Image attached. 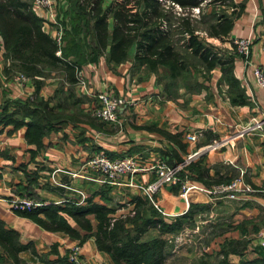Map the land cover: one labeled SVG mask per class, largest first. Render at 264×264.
Returning a JSON list of instances; mask_svg holds the SVG:
<instances>
[{
  "label": "crops",
  "instance_id": "crops-1",
  "mask_svg": "<svg viewBox=\"0 0 264 264\" xmlns=\"http://www.w3.org/2000/svg\"><path fill=\"white\" fill-rule=\"evenodd\" d=\"M229 1L234 6L242 5V12L232 18L231 29L225 38L208 37L202 29L197 34L218 49L221 59L231 60L230 74L242 104L231 101L235 92L222 79L219 68L209 71L205 77L195 76L196 90L187 91L175 86L166 93L159 81L165 74L162 68H157L154 73L144 67H135L133 48L126 60L117 64L109 62L106 50L97 52L90 36L85 40L80 36L64 40L61 44L69 59L77 62L83 88L72 86V95L67 97L65 78L53 72L50 78L43 80L35 95L26 78L15 80L18 77L15 74L5 79L2 71L7 61L0 47V111L6 101L32 100L34 97L43 101L51 99L49 106L58 102L68 104L61 111L68 120L45 134L37 145L27 143L24 126L0 123V233L14 236L9 251L0 245V264H65L67 248L77 243L65 232L53 230L55 222L48 221L41 211L21 214L12 211L5 200L31 194L36 202L43 204L41 208H58L56 216L82 235L84 232L62 210L66 205L74 208L99 205L111 210L110 216L126 212L132 198H145L139 188L157 180L162 173L160 167L172 168L186 155L214 141L221 145L215 150H201L191 164L177 173V177L204 190L238 179L237 186L248 187L251 192L228 200L209 197L199 190L181 196L177 185H161L153 196L152 207L165 218L182 215L190 205L208 207V218L229 227L219 232L217 244L225 239L244 240L247 242L244 257L247 260L256 257V237L264 230V138L257 133L233 137L238 127L251 118L264 115V91L253 85L251 67L243 66L230 51L229 41L249 37V60L264 72L261 16L264 0ZM53 3L57 6L56 0ZM204 10L211 11L209 6ZM225 12L229 14L231 9L225 7ZM55 16L63 29L69 27L68 19H61L58 8ZM42 30L51 38L52 26L44 25ZM60 85L62 95L52 99ZM98 93L129 99L135 104L120 109L115 123L101 122L91 116ZM190 135H196L193 142L187 140ZM95 155H103L109 160L130 158L145 170L121 177L116 185L103 184L85 165ZM130 182L131 186H126ZM212 212L216 214L211 216ZM86 219L93 230V216H86ZM202 223L210 224V221ZM79 244L85 264H113L106 253L96 249L92 236ZM227 261L236 264L239 258L229 254ZM164 264L172 263L166 260Z\"/></svg>",
  "mask_w": 264,
  "mask_h": 264
},
{
  "label": "trees",
  "instance_id": "trees-1",
  "mask_svg": "<svg viewBox=\"0 0 264 264\" xmlns=\"http://www.w3.org/2000/svg\"><path fill=\"white\" fill-rule=\"evenodd\" d=\"M56 3L55 13L58 8L61 19L69 21L61 44L64 40L79 36L85 40L90 36L94 49L97 52L106 50L108 61L114 64L126 60L133 48L135 67H144L154 73L157 68L165 71L161 88L166 93L175 86L187 91L196 90L195 76L205 77L209 71L219 68L222 79L235 92L231 101L243 103L234 89L231 60L221 59L215 47L197 34L202 29L208 37L225 38L231 29L232 18L242 12V5L234 6L229 0H56ZM208 6L211 11L203 13ZM225 7L231 9L229 14H226ZM194 9L197 10L196 18L192 14ZM261 16L264 24V11ZM0 47L7 61L2 71L5 79L15 74L23 75L36 95L43 80L50 78L51 73L62 74L66 80L67 97H71L72 86L76 85L77 62L69 59L62 45L60 56L54 55L55 43L43 32L41 20L32 12L29 0H0ZM61 89V85L55 89L52 99L60 98ZM50 101L38 97L6 101L1 106L0 123L24 126L27 143L37 145L45 134L68 120L67 116L61 115L66 105L58 102L49 106ZM130 206L131 217L127 215L129 212L110 216L112 211L99 205L90 204L86 208L66 205L62 210L84 232L82 235L56 216V207H40L21 214L41 211L48 221L55 222L53 230L65 232L78 245L92 236L96 249L106 253L113 264H163L168 245L162 236L180 231L192 222L194 215L208 209L190 205L185 213L171 220L160 218L145 198H132ZM89 215L95 221L93 230L86 219ZM150 231H156L158 236L144 239ZM13 241L11 234L0 233V245L7 251ZM246 247L244 240L224 241L216 264H230L227 261L229 254L239 258L236 264H264V248L255 247L256 257L247 260L243 256Z\"/></svg>",
  "mask_w": 264,
  "mask_h": 264
},
{
  "label": "built area",
  "instance_id": "built-area-1",
  "mask_svg": "<svg viewBox=\"0 0 264 264\" xmlns=\"http://www.w3.org/2000/svg\"><path fill=\"white\" fill-rule=\"evenodd\" d=\"M30 6L32 12L37 16L42 23V26L49 25L53 27L51 39L54 41L56 51L54 55L60 56L59 48L62 43L63 27L59 24L55 16L53 0H30ZM196 9L193 12L196 13ZM233 52L240 60L243 66L251 67V77L253 85L262 91H264V72L256 66H253L249 60L251 39L235 38L230 41ZM76 85L83 88L81 74L78 70L75 71ZM15 80L23 81L22 76L15 77ZM96 107L93 108L91 116L101 122L115 123L117 119V112L125 107L133 106V101L129 99L111 97L105 93H99L95 95ZM259 134L264 138V115L251 118L246 124L237 128L233 138H241L243 136ZM196 135L187 136V140L193 142ZM221 144L212 142L196 152H192L184 157V159L176 166L172 168L160 167L162 173L158 179L150 183L147 186L140 187V192L146 196L148 201L154 206L153 197L161 185H177L181 196H185L191 190L203 191L207 196L212 198L224 197L228 200H234L241 193H248L251 190L248 187L239 188L238 179H234L228 184H216L209 189H199L189 184L185 180H181L177 177V173L184 167L191 164L196 159L202 150H215ZM85 165L92 170L98 177L99 182L103 184L116 185L118 180L124 176H133L137 171L145 170L139 168L135 161L130 158H123L117 160H109L103 155H95L90 157ZM126 186H131V182ZM81 196V194H80ZM82 201V197L80 202ZM9 208L13 211L16 210H34L41 207L43 204L34 202L31 200L14 198L7 201ZM258 246L264 248V230H261L257 234ZM66 261L68 264H85L81 259L80 245L74 243L67 248Z\"/></svg>",
  "mask_w": 264,
  "mask_h": 264
},
{
  "label": "rangeland",
  "instance_id": "rangeland-1",
  "mask_svg": "<svg viewBox=\"0 0 264 264\" xmlns=\"http://www.w3.org/2000/svg\"><path fill=\"white\" fill-rule=\"evenodd\" d=\"M203 13H207V11L203 12ZM192 14H194L195 18L197 17V11L195 13L192 10ZM230 41H229L230 51L233 52V47H232ZM215 49L218 51L217 48H215ZM17 75L22 76L23 79H25V77L23 75H19V74H17ZM161 80L162 81H160V82L162 84L163 78ZM75 86H77V85H75ZM119 98H121V97H119ZM133 103L135 104V102H133ZM66 105H68V104L66 103ZM96 105H97V103H96ZM17 198L25 199L28 201L31 200V201L36 202L34 200V198L28 197L26 194L25 195L23 194L22 196H19ZM145 198H146V196H145ZM12 199H14V198H12ZM8 200H10V199H8ZM8 200H5V202L7 203ZM147 201H148V199H147ZM149 204L151 205L150 202H149ZM7 205H8V203H7ZM8 207H9V205H8ZM126 209H127L126 212L128 213L131 210V206L127 207ZM15 212L27 213V212H29V210H16ZM126 212H123V213L120 212V213L125 214ZM214 214H216V212H214V213L212 212L211 216H213ZM127 215L129 217H131L133 215V213L129 212V214H127ZM157 215L160 218H165V217L159 215L158 213H157ZM208 215H209V210L207 209V211H205L202 214L194 215L192 218V222L187 223L186 227L182 228L180 231L173 233V234L162 236V238L166 240L167 245H168L167 256H166L164 261H166V260L170 261L172 264H216L220 260V258L218 256L219 251L221 249L220 245L224 241H235V240L225 239L221 244L218 245L217 241H216V237L220 234L219 232L220 231L224 232V231L228 230L229 227H227V225H225V224L224 225L218 224L217 221H215L212 217L208 218ZM174 218L175 217H167L166 219L172 220ZM204 220L205 221L209 220L210 224H207V223L203 224L202 222ZM221 226H222V228H219ZM156 236H158V233L156 231H150L146 234L144 239L153 238ZM256 239H257V237H256ZM256 246H258V239H257ZM171 254H173L172 257H170ZM163 264H164V262H163Z\"/></svg>",
  "mask_w": 264,
  "mask_h": 264
}]
</instances>
